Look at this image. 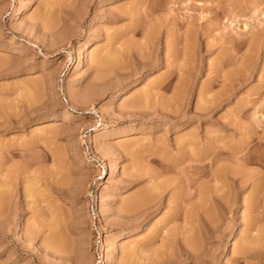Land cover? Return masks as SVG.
<instances>
[{"label":"rangeland","instance_id":"rangeland-1","mask_svg":"<svg viewBox=\"0 0 264 264\" xmlns=\"http://www.w3.org/2000/svg\"><path fill=\"white\" fill-rule=\"evenodd\" d=\"M0 192V264H264V0H0Z\"/></svg>","mask_w":264,"mask_h":264},{"label":"bare ground","instance_id":"bare-ground-1","mask_svg":"<svg viewBox=\"0 0 264 264\" xmlns=\"http://www.w3.org/2000/svg\"><path fill=\"white\" fill-rule=\"evenodd\" d=\"M28 9V7H25L24 6V8H23V11H25V10H27ZM20 11L19 10H17L16 11V13L14 14V16H13V20H19L20 19ZM110 57V56H109ZM114 57V56H113ZM103 58V57H102ZM102 58L100 59V60H102ZM112 58V57H111ZM110 58V59H111ZM105 58H103V60H104ZM107 59V58H106ZM105 59V60H106ZM96 60H97V58H96ZM99 60V59H98ZM97 60V61H98ZM113 60V59H112ZM81 62V58H79V60H78V63H80ZM99 62V61H98ZM109 62V61H108ZM99 64H100V62H99ZM141 94V93H140ZM148 95H149V93H148ZM114 97V100H118L119 99V97H120V93L119 94H116V95H114L113 96ZM145 98H148L147 97V93H144L143 94V96H142V98L141 99H145ZM121 99V98H120ZM137 101V100H136ZM143 101V100H142ZM139 102V101H138ZM140 102H141V100H140ZM139 102V103H140ZM145 103V102H144ZM138 104V103H137ZM140 105V104H139ZM120 141V140H119ZM119 163H115V165H114V172L115 173H118V174H121L120 173V167H119V165H118ZM156 186H158V185H156ZM155 187V186H154ZM153 187V188H154ZM152 188V189H153ZM152 189H149V190H147V191H143L142 193H139V194H137V195H135L134 197H129L128 198V200L127 199H125V200H127V201H125V203L123 202V204L122 205H124V208H123V210L124 211H126V212H130V213H133L134 212V210H137V209H141L142 208V210H140V211H138V214H137V217L138 218H136L135 220H136V224H137V227H136V229H138L140 226H141V221L146 217V215L147 214H149V212H150V208H151V205L153 206V204H152V202H153V200L155 199V193H154V189L152 190ZM1 193V192H0ZM0 197H2V194L0 195ZM157 198V197H156ZM1 201H2V199H1ZM121 209V208H120ZM139 212H140V214H141V216H140V218H139ZM235 236V232H233V231H231V235H230V238L231 237H234ZM188 242V241H187ZM110 247V246H109ZM248 248V247H247ZM246 249V248H245ZM194 250V249H193ZM243 250V249H242ZM242 252V251H241Z\"/></svg>","mask_w":264,"mask_h":264}]
</instances>
